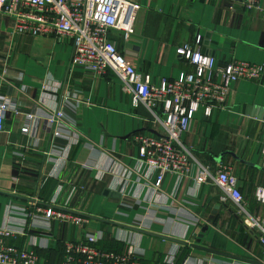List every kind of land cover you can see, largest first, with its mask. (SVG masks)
<instances>
[{
  "label": "crops",
  "instance_id": "obj_1",
  "mask_svg": "<svg viewBox=\"0 0 264 264\" xmlns=\"http://www.w3.org/2000/svg\"><path fill=\"white\" fill-rule=\"evenodd\" d=\"M136 6L129 36L113 32L125 60L156 85L191 68L176 54L183 44L218 66L243 61L264 66L261 11L231 14L222 0H128ZM0 15V101L10 107L0 133V228L23 234L9 245L33 251L40 263L61 264L64 241L102 233L101 249L140 264H264L259 233L247 229L237 206L213 183L198 187L197 165H228L247 202L264 183V73L259 82L231 87L228 109L205 118L199 110L182 137L192 168L178 181L140 165L132 137L159 133L143 105L134 107L111 72L95 76L74 66L67 38L12 34ZM56 113L61 117L52 123ZM61 208L88 219L84 226L47 220L38 207ZM26 209L30 218L21 211Z\"/></svg>",
  "mask_w": 264,
  "mask_h": 264
},
{
  "label": "built area",
  "instance_id": "obj_2",
  "mask_svg": "<svg viewBox=\"0 0 264 264\" xmlns=\"http://www.w3.org/2000/svg\"><path fill=\"white\" fill-rule=\"evenodd\" d=\"M209 1V0H204ZM231 14L238 9L261 11L260 0H222ZM136 6L128 0H0V15L11 20V32L31 37L67 38L72 46V63L92 69L95 76L113 73L121 82V91L128 95L134 107L143 105L150 113L152 127L159 133H137L132 140L138 149L139 163L156 173L155 188L166 174L178 181L187 177L192 163L191 153L183 142L195 113L203 112L210 118L214 112L228 109L232 85L241 82H259L264 73L263 65L243 61H230L223 66L215 58L194 46L183 44L176 54L191 68L177 79H162L159 85L152 83L131 66L112 40L113 32H121L128 38L129 25ZM10 107L0 101V133L5 129V119ZM61 114L56 113L51 122ZM264 132V122H263ZM194 178L198 187L213 183L224 197L238 208L243 225L259 233L258 241L264 249V215L257 216L247 211V202L237 187V178L228 165L217 163L214 168L196 163ZM260 165L264 170V142L261 147ZM254 200L264 205V183L255 188ZM37 213L47 220H56L72 226H84L88 219L61 208L38 207ZM21 214L27 219L26 209ZM22 220L20 232L12 227L0 228V264H44L33 251L9 245L8 240L23 234L27 226ZM102 233L88 234L84 240L64 241V260L61 264H140L134 257V249L125 253L101 249L98 243Z\"/></svg>",
  "mask_w": 264,
  "mask_h": 264
},
{
  "label": "rangeland",
  "instance_id": "obj_3",
  "mask_svg": "<svg viewBox=\"0 0 264 264\" xmlns=\"http://www.w3.org/2000/svg\"><path fill=\"white\" fill-rule=\"evenodd\" d=\"M256 12H260V11H256Z\"/></svg>",
  "mask_w": 264,
  "mask_h": 264
}]
</instances>
